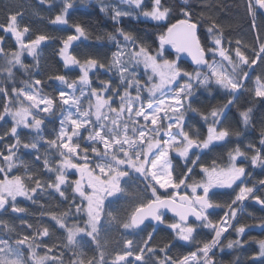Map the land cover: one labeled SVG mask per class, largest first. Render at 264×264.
I'll use <instances>...</instances> for the list:
<instances>
[{
  "label": "snow or ice",
  "instance_id": "1",
  "mask_svg": "<svg viewBox=\"0 0 264 264\" xmlns=\"http://www.w3.org/2000/svg\"><path fill=\"white\" fill-rule=\"evenodd\" d=\"M45 2L40 0L42 4ZM87 2L81 0V3ZM190 2L182 0L184 5ZM60 3V12L49 23L74 29V34L60 38L62 47L58 55L65 68L78 67L80 75L75 79L63 74L50 76L49 79L59 81L71 90H59L55 97L38 87L42 84L41 79H34L31 83L23 80L20 82L23 87L19 88L13 83L10 90L0 87V99L3 101L0 122L6 124L9 117L12 121L10 128L0 132V164L4 165L0 166V173L4 176L0 180V216L10 213L22 218L28 214V209L20 205L17 197L37 204V193L51 190L61 200L69 201L67 189L71 188L72 197L67 210L40 213L41 217L47 216L55 228L63 233L62 247L73 253L71 264H149V261L152 264H217L214 249L223 252L225 247L233 250L252 243L258 245V251L247 259L250 264H264V239H241L246 229L259 227L264 230V218H259L258 223L253 225L233 224L238 219V211L243 212L242 205L246 201L253 200L264 209V196L257 194L261 190L257 184L264 186V179L253 186L238 185V192L233 189L237 181L248 175L244 164L237 163L238 158L250 160L253 167H264V117L261 118L258 147L251 141L245 149L237 144L227 152L226 167H220L216 159L210 165L202 161L203 155L218 146L216 142H230L231 137L239 139L242 135L225 124V110L235 104L241 91L250 93L254 101L253 107L239 111L241 123L246 128L253 126L254 105L264 103V74L256 76L254 87H247L246 81L253 66L264 65V37L257 33L256 43L251 46H241V42L236 40L233 49L232 41L224 40L219 23L213 20L206 28L207 35L211 37L209 45L199 31L203 13L194 18L191 9L181 8L182 18L172 22L173 9L163 0H121L129 9L138 10L137 13L114 4H102L101 11L106 14L110 11L111 19L117 24L122 17L129 16H142L146 20L158 22L155 47L141 41L132 32L117 28L116 33L122 40L116 34H107V40L116 44V51L111 53L107 63L95 55L80 59L69 49L75 41L89 39V33L81 23L69 20L75 0H60ZM258 10H264V0H246V11L252 18L253 28L257 27ZM22 19L23 14L17 11L8 15L5 24H0V28L5 33H11L19 46L18 51L10 53L0 48V53L7 59V66L2 71L9 81L15 80L13 68L16 66L26 73L33 67L23 62L24 53L38 64L37 49L42 43L56 39L39 34L25 43V36L31 33V29L28 26L21 29ZM3 40L4 37L0 36V43ZM225 43L229 47H224ZM247 47H251V56L243 50ZM169 48L175 54L172 58ZM183 54H187L198 69L207 71L190 72L181 63ZM140 65H143L148 82L158 77V82L147 88V97L142 95L144 89L138 72ZM96 69L109 73L115 70L119 75V84L113 85L111 80L97 76L99 87H94L90 73ZM178 80L184 82L173 88ZM213 84L226 90L231 98L205 114L193 107L191 101L197 88L203 87L211 93ZM130 89H134L135 95ZM85 97L88 99L82 104ZM117 102L118 107L114 106ZM189 111L201 116L207 126L206 136L194 125L186 123ZM57 112L62 117L59 130L54 138H46L42 134L44 120L39 114L52 116ZM21 129L38 135L35 140L24 142ZM82 131L86 135H82ZM41 143L47 146L43 157L39 155ZM21 147L38 153L36 160L41 161L44 171L50 174L47 180L17 155ZM48 150H54L59 158L51 160ZM172 153L183 162L179 172L178 166L173 163L175 157ZM20 168L23 174L9 176L14 169L19 171ZM70 172L78 178L71 179ZM198 176L201 179H197ZM133 177L144 184L143 189L138 188L135 194H131L126 186V181ZM213 189H233L235 196L230 203H221L215 199L217 194ZM147 193L150 195L146 196ZM118 195L128 201V207L122 209L123 216L120 211L111 210L105 204L109 197ZM216 208L229 209L220 222H214L208 213L209 209ZM165 210L176 219L168 222ZM74 215L83 216L84 219L73 218ZM190 217H194L196 223H189ZM146 220L154 221L157 225L165 224L178 241L196 244V251L173 256L170 254L174 246L171 242L153 246L151 242L154 241L155 228L140 241L123 237V232L143 230L141 226L145 225ZM20 222L32 231L18 233L7 220L0 219V232L8 236L5 239L0 235V264H64V252L57 255L53 251L55 246L48 245L44 240L52 235L48 225L34 229L27 220L21 219ZM105 225L117 231L122 230V248L114 250L115 255L111 260L107 258L111 254L106 250L107 241L102 235ZM201 227L214 233L210 242L196 239L194 234ZM229 229L236 233L237 239L228 240L223 245L222 237ZM85 237L90 239L82 245L81 241ZM90 245H95L98 255L88 256L85 249ZM38 248H46L47 251L40 255ZM232 264H239V257Z\"/></svg>",
  "mask_w": 264,
  "mask_h": 264
},
{
  "label": "trees",
  "instance_id": "2",
  "mask_svg": "<svg viewBox=\"0 0 264 264\" xmlns=\"http://www.w3.org/2000/svg\"><path fill=\"white\" fill-rule=\"evenodd\" d=\"M163 2L170 6L173 9L172 14V22H175L176 19L182 18L180 15L181 8H189L193 12L194 18L198 17L200 13H203V17L200 19V33L205 38L206 44H211V37H209L206 33V28L211 25V22L217 21L221 27L222 35L224 40L232 41L231 47L234 49L236 47L235 41L239 40L241 42V46L244 45H254L256 43L257 33L260 36L264 37V13L258 11L257 19H256V28L252 27V18L247 14L246 11V0H191L189 5H184L182 0H163ZM62 8V4L60 0H46L45 3H40V0H0V24H5L7 21V17L10 13L21 12L23 14V19L21 20L22 28L24 26H28L31 29V33L27 34L26 41L28 42L30 39H34L36 35L46 34L52 37H56L54 40L46 41L41 44L38 48V64L37 61L33 60V58H24L23 62L30 66L29 72H25L19 67L13 68V72L15 73V80L9 81L6 79V73L2 70L6 67L5 61L7 60L4 55L0 57V87H7L9 90L13 86V83L16 87H23L20 83L23 80H27L30 83L33 82L34 79H41L42 84L38 87L42 88L45 93H51L54 97L59 90H66V86L61 84L59 81L49 79L50 76H54L57 74L66 75L69 78L75 79L80 75L78 69H68L65 68L63 61L58 55V50L62 47L60 38L66 37L68 34H74V29L69 28L65 25H52L49 23V20L54 18L56 14L60 12ZM112 13L109 11L107 14L101 11V7L98 4L87 2L81 3V0H75V7L70 10L69 20L70 22H79L89 33V39L81 38V40L73 43V46L70 48V52L74 55H77L78 58L84 59L87 56L95 55L99 56L103 62L107 63L111 58V53L116 51V44L114 42H109L107 40V34L112 33L116 34L118 39V33H116L117 28H123L126 31L132 32L135 36H137L141 41H144L153 47H155L156 34L159 31L158 22H152L146 19H142L140 17L133 18L122 17L119 24L114 22L111 19ZM211 17V20L209 19ZM166 23V22H160ZM217 34H220V30L217 31ZM0 36L4 37L3 40V49L5 52H14L17 50V46L13 39L10 36L3 34V31L0 29ZM97 37H100L97 40ZM224 47H229L227 43L224 44ZM169 52L174 57V52L171 49H168ZM248 55H252L251 47L244 48ZM234 51L232 52V54ZM207 58V57H206ZM220 58L217 56V60ZM182 65L187 68L190 72H194L196 70L205 71V69H198L196 66H192L187 62L181 60ZM248 70V69H246ZM250 71L249 80L246 81V86L251 88L254 87V81L256 76L264 74V65L253 66ZM144 75V74H143ZM97 76L103 80H111L113 85L119 84V76L115 70L111 73L106 70L96 69L92 74V82L97 83ZM57 101H58V97ZM231 98L229 93L222 90L218 86L212 85L211 93H209L205 88L199 87L196 89L195 96L192 98V106L195 108H199L202 112L207 114L211 111L213 107H219L220 105L227 102V100ZM3 101L0 99V111H2ZM254 101L253 97L250 93L241 91L238 94V99L236 100L234 105L229 106L226 109L227 119L225 124L230 126L233 131H240L242 135L243 142L240 144L239 139L236 137H231L230 142H216L218 146L213 149L211 152H207L206 155L202 156V161L206 165H210L213 159L217 160V164L220 167H226L228 163L227 152L229 149L235 148L237 144L241 145V149H245V145L249 141L259 146L260 139V129L262 126V117H264V103H255L254 111H253V121L250 127H245L241 123V117L239 115L240 110H244L248 107H253ZM57 107H59L57 103ZM55 111V109H54ZM60 113H56L50 116V119L45 122L42 128V134L46 138H54L57 131L59 130V119L62 117L59 115ZM186 123L189 125H194L195 128L199 129L202 135L207 134V126L202 120L201 116L194 112H187L186 114ZM0 132L4 130V128H10L12 123L7 119V123L0 122ZM22 138L24 142H31L35 140L38 133L29 134L25 130H21ZM239 137V138H240ZM45 152L44 144L40 145V153L41 157H43ZM17 155L24 161H26L33 171L38 172L43 179L47 180L49 178V174L46 173L43 169L42 162L36 160V156L38 153L31 149L20 148ZM58 159V156L56 157ZM173 163L177 165V171L181 170L183 166V162L175 158ZM4 166V165H0ZM246 168V175L244 178L249 177L250 179L247 183V186H253L257 181L264 179V167H253L251 165L250 160H246L244 163ZM199 171V169H197ZM15 174H23V169L20 168L19 171L16 169L13 170V173H10L9 176ZM4 178L3 174L0 173V180ZM197 179H201L200 176ZM243 181L238 182L233 186L235 192L239 191L238 185L241 186ZM129 192L131 194H135V192L139 189H143L144 184L141 180L130 179L126 183ZM31 187V184L29 185ZM259 186L261 190L257 193L258 195L264 196V186ZM233 189H224L221 191H216L217 194L215 199L221 203L229 202L234 198L235 192ZM67 195L69 197V201L72 197L71 188L67 189ZM146 196L149 193L145 194ZM36 200L37 204H32L31 201H28L24 207L28 209V214L23 216L22 218H18L17 216H13L10 213H5L0 216V219L7 220L11 226H14L16 232L21 234H27L32 230L27 229L21 224V219L27 220L33 225V228L39 227L41 225H48L52 229V235L50 238H44L46 243L50 246H55L53 251L59 255L61 251L64 252V264H71L73 259V253L62 247L64 243L63 233L55 228L54 223L47 217H41L40 213L42 211H65L69 207V201H63L59 198L58 194L51 192L45 193H37ZM43 205V207H41ZM128 207V201H126L123 197L118 201L114 202L111 206V210L120 211V215L123 216L122 209ZM227 208H216L213 209L210 215V219L214 222H220L224 216V213L227 211ZM245 210L248 214L251 215L249 217H242L240 224L253 225L258 223L259 218H264V209L261 208L260 205L256 204L253 200L249 201L245 205ZM73 218H76L75 215ZM256 218V219H254ZM168 222H172L173 220L166 218ZM107 227V232L104 235L106 242V250L109 255L107 258L111 260L114 255V250H120L122 248V238L127 237L134 239L136 241H140L146 238L147 233L152 231L153 228L150 226L145 227L140 232H123V237L121 235V231H117L115 228ZM253 228V227H252ZM249 228V229H252ZM246 229V232L249 230ZM0 235H3L5 239L8 238L7 235L0 232ZM197 240L200 241H211L213 232L210 229L199 228L197 232L194 234ZM90 238L85 237L81 243L85 244L87 240ZM237 239L236 233L231 229L223 238L222 244L226 245L228 240ZM242 240H245V235L241 237ZM66 242V241H65ZM171 242L174 246L171 249L170 254L173 256H183L187 255L190 252L196 251L197 245L194 243H189L187 245L182 244L180 241L174 238V233L170 228L159 227L156 229L154 233V241L151 243L153 246L160 245L162 246L164 243ZM143 246V245H141ZM244 248H236L233 250H229L226 247L224 251L221 252L219 249H215L214 259L217 264H232L233 260L236 257H239V264H250V261H245L241 263V259L244 258L247 254L245 253ZM87 251L88 256L98 255L95 251V245H90L85 249ZM38 253L40 255H44L47 251L46 248H38ZM25 256L27 257V251L25 250ZM149 264H152L149 261Z\"/></svg>",
  "mask_w": 264,
  "mask_h": 264
},
{
  "label": "rangeland",
  "instance_id": "3",
  "mask_svg": "<svg viewBox=\"0 0 264 264\" xmlns=\"http://www.w3.org/2000/svg\"><path fill=\"white\" fill-rule=\"evenodd\" d=\"M88 2H91V3H95V4H98V5H100V7H101V5L102 4H114V5H116L117 7H119V8H121V9H123V10H131V11H133L134 13H137V11L138 10H136V9H134V8H132V9H129V6L127 5V4H124V3H121V0H88ZM149 7H150V4H149ZM258 11H260V12H262V13H264V10H258ZM140 18H142V19H145L144 17H142V16H139ZM149 21H152V20H149ZM152 22H155V21H152ZM61 26V25H60ZM20 27H21V29H22V25H21V21H20ZM2 31H3V29L2 28H0ZM3 34H5V35H7V36H10L12 39H13V41L15 42V44H16V46H17V50L16 51H18L19 50V46H18V44H17V42L15 41V38L12 36V34L11 33H5L4 31H3ZM26 36H27V34H26ZM26 36H25V43H28L27 41H26ZM76 42V41H75ZM0 48H3V42L2 43H0ZM37 51H38V49H37ZM69 51H70V49H69ZM2 55H4L3 53H0V57L2 56ZM233 55V58L235 59V55H234V53L232 54ZM29 58V59H31L32 57H30V56H28L27 55V53H24V55L22 56V60L24 59V58ZM126 58V57H125ZM5 66H7V60L5 61ZM225 66L227 67V64H226V62H225ZM16 67H19V66H16ZM15 67V68H16ZM68 69H78L79 70V68L78 67H75V66H70ZM95 71V70H94ZM93 71V72H94ZM144 68H143V65H140L139 66V69H138V72H139V78L141 79V87L144 89V91H143V93H142V95L144 96V97H147L149 94H148V91H147V88L148 87H151V84L152 83H156V82H158V77L157 78H154V80L152 81V82H148L147 81V76H145V75H143L144 74ZM205 71H207V69H205ZM229 71H230V69H229ZM80 72V71H79ZM93 72H91L90 73V76H91V74L93 73ZM148 72H149V74H151V69H149L148 70ZM119 76V75H118ZM184 79H187V78H184ZM184 81L183 80H178L177 81V83L176 84H174L172 87L173 88H177L178 87V85L180 84V83H183ZM92 85L94 86V87H99V82H97V83H94L93 84V82H92ZM116 85H118V84H116ZM214 85V84H213ZM214 86H216V85H214ZM121 87H123V86H121ZM219 87V86H218ZM65 90V89H64ZM223 90V89H222ZM65 91H68V92H71V90L70 89H67L66 88V90ZM130 91H132V93H133V95H135V91H134V89H130ZM224 91H226V90H224ZM227 92V91H226ZM157 96H159V93H157ZM21 99H23V98H21ZM87 97H85V101H82V104L84 103V102H86L87 101ZM25 103H28L27 101H25ZM114 106H116V107H118V102H117V104L116 105H114ZM65 107H67V106H65ZM73 111H74V109H73ZM182 111H183V109H182ZM40 115V117L44 120V124H45V122L47 121V120H49L50 119V116L49 115H46V114H43V113H40L39 114ZM60 116H61V114H59ZM125 116H127V113H125ZM11 123H12V121H11V118L9 117V118H7ZM60 120L61 119H59V122H60ZM43 124V125H44ZM43 125H42V128H43ZM60 127V126H59ZM21 130H25L26 132H28L29 134H34L35 132H32V131H30V130H27V129H21ZM20 130V131H21ZM82 135H86V133H84L83 131H82ZM21 138H22V135H21ZM22 140L24 141V139L22 138ZM85 144H86V142H84ZM44 147H45V149H46V145H44ZM101 148H102V145L100 146ZM48 155H49V158L51 159V160H56L57 158V154L55 153V151L54 150H48ZM176 156V154L175 153H172V156ZM59 158V157H58ZM179 158V157H178ZM241 158H238V160H240ZM238 160H237V162H238ZM1 165V164H0ZM50 175V174H49ZM69 175H70V177H71V179H76V178H78L75 174H73V173H69ZM54 178V177H53ZM134 178V177H133ZM133 178H131V179H133ZM4 179V178H3ZM2 179V180H3ZM135 179V178H134ZM130 179H128L127 181H129ZM127 181H126V183H127ZM122 198V196H116V197H113L110 201H108L107 203H106V207L107 208H111V206L113 205V203L114 202H116V201H118L119 199H121ZM17 201L20 203V205L21 206H25L26 205V203L28 202V200H25L23 197H17ZM78 219H80V220H83L84 219V217L83 216H81V217H77ZM234 222L235 221H233V224H234ZM235 225V224H234ZM107 225H105V226H103L104 227V230H103V233H102V235L104 236L105 235V233L107 232V227H106ZM231 229H229V231H230ZM228 231V232H229ZM227 233V232H226ZM225 233V234H226ZM224 234V235H225ZM213 235H214V233H213ZM224 237V236H223ZM222 237V238H223ZM250 238H255V239H264V230H262V229H260L259 227H253L252 229H249L247 232H246V234H245V240H248V239H250ZM245 253L247 254L246 256H244V258H242L241 259V263L243 262H245L246 260L247 261H249L248 259H247V257H249L253 252H255V251H258V245L257 244H255V243H252V244H249V245H245ZM25 250L27 251V249L25 248ZM214 251V250H213ZM191 259V258H190Z\"/></svg>",
  "mask_w": 264,
  "mask_h": 264
},
{
  "label": "flooded vegetation",
  "instance_id": "4",
  "mask_svg": "<svg viewBox=\"0 0 264 264\" xmlns=\"http://www.w3.org/2000/svg\"><path fill=\"white\" fill-rule=\"evenodd\" d=\"M243 142V139H242V137H240L239 138V143L241 144ZM239 146H241V145H239ZM244 147H246V145L244 146ZM173 157H175V158H178L177 156H174L173 155ZM178 159H180V158H178ZM245 161L246 160H244L242 157H241V159L240 160H238V164L239 163H245ZM251 176V175H250ZM250 176L249 177H247V178H244V177H242L241 178V180L240 181H243V183H242V185L241 186H247V183H248V181H249V179H250ZM240 181H237V183L238 182H240ZM234 186V185H233ZM258 188H259V186H257ZM221 190H224V189H213V192H216V191H221ZM149 195H150V193H149ZM113 197H109L108 198V200H106V202H105V204L108 202V201H110L111 199H112ZM249 201H251V200H249ZM249 201H246L243 205H242V207H243V212L242 213H238V219L237 220H234L235 222H234V224L235 225H238L239 223H240V221H241V219H242V217H249V218H251V215L250 214H248L247 213V211L245 210V205L249 202ZM24 207V206H23ZM110 209V208H109ZM212 211H213V209H212ZM211 211V212H212ZM227 211H229V209L227 210ZM210 212V213H211ZM77 218V217H76ZM166 218H169V219H171V220H175L174 218H172V217H169V216H166L165 215V219ZM223 218H224V216H223ZM78 219V218H77ZM189 223H194V222H192V221H190ZM146 226H150L151 228H155V229H157V228H159V227H166L167 228V226L165 225V224H159V226L158 227H152L151 225H146ZM145 228V226L142 228V229H144ZM141 230H138V231H134V232H140ZM172 231V230H171ZM173 232V231H172ZM228 233V232H227ZM226 233V234H227ZM225 234V235H226ZM224 235V236H225ZM182 244H184V245H187V244H189V243H183L182 241H180Z\"/></svg>",
  "mask_w": 264,
  "mask_h": 264
},
{
  "label": "water",
  "instance_id": "5",
  "mask_svg": "<svg viewBox=\"0 0 264 264\" xmlns=\"http://www.w3.org/2000/svg\"><path fill=\"white\" fill-rule=\"evenodd\" d=\"M169 49H170V48H169ZM181 60L184 61V62H187L188 64H190V65H192V66H196V65H194V64L192 63L191 58L188 57L187 54H183L182 57H181ZM196 67H197V66H196ZM211 211H212V209H209V210H208V213H210ZM165 215H166V216H169V217H172V218H174V219H176V218L173 216V214H172L171 212H168L167 210H165ZM190 221L196 223V222L194 221V217H190V218H189V222H190ZM145 225H151L152 227H158V226H159V225L156 224V222L151 221V220H146V221H145ZM145 225H142V226H141V229H142ZM138 230H140V229H138ZM138 230H136V231H138ZM182 242H183V241H182ZM183 243H186V242H183Z\"/></svg>",
  "mask_w": 264,
  "mask_h": 264
},
{
  "label": "built area",
  "instance_id": "6",
  "mask_svg": "<svg viewBox=\"0 0 264 264\" xmlns=\"http://www.w3.org/2000/svg\"><path fill=\"white\" fill-rule=\"evenodd\" d=\"M238 213H242V212H240V211H238ZM213 237V236H212ZM215 250V249H214Z\"/></svg>",
  "mask_w": 264,
  "mask_h": 264
}]
</instances>
